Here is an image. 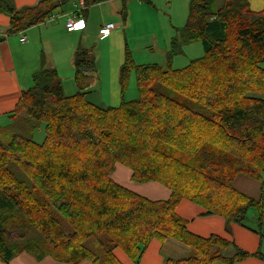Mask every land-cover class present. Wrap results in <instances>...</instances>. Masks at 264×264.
Wrapping results in <instances>:
<instances>
[{
    "label": "trees",
    "instance_id": "obj_1",
    "mask_svg": "<svg viewBox=\"0 0 264 264\" xmlns=\"http://www.w3.org/2000/svg\"><path fill=\"white\" fill-rule=\"evenodd\" d=\"M69 1L16 9L0 0V14L9 17L13 35L44 23ZM106 1L83 0V17ZM176 33L165 66L136 65L125 47L116 107L86 100L94 48L74 51L73 96H65L55 69L32 75V86L0 126V134L15 127L8 138L0 136L2 263L26 253L37 262L121 264L113 254L120 249L137 264L153 239H173L191 252L164 264H234L249 257L264 263L259 252L237 249L225 257L231 242L191 233L176 212L187 200L226 223L241 225L250 209L264 220V9L251 10L249 0H189ZM195 42L203 55L173 69L181 48ZM131 73L137 98L124 101ZM42 130L37 143L34 132ZM117 165L131 171L134 183L165 187L169 198L150 201L116 184ZM237 176L261 182L258 200L232 187Z\"/></svg>",
    "mask_w": 264,
    "mask_h": 264
},
{
    "label": "crops",
    "instance_id": "obj_2",
    "mask_svg": "<svg viewBox=\"0 0 264 264\" xmlns=\"http://www.w3.org/2000/svg\"><path fill=\"white\" fill-rule=\"evenodd\" d=\"M13 6L16 9H21L24 7H31L36 5L41 0H11ZM118 2V11L123 6V0H110L97 5H94L88 9V12L83 19L85 20V28L75 32L68 33L65 29V23L68 18L77 17V15L82 14L84 10L83 0H70L66 5H69V10L64 12L63 8L55 11L54 13H60L62 19L65 18V22L62 28L63 39L67 42V37L71 39V46L73 47V54L76 48H90L93 49L94 55V68L95 71L89 81L90 87L86 92V100L99 107H116L108 105L110 101L109 97V79L116 69L117 82L119 81V70L124 61V48L122 61L117 59L115 65H113V59L111 63L112 55L110 54V46L112 42L110 41L112 32L119 31L117 28L122 23L115 24V29L110 33V35L104 39L99 38V30L106 24H114L113 21L104 20L103 15V5L106 3ZM128 0H126L127 2ZM150 1V0H149ZM140 2V1H138ZM249 5L253 11H261L264 9V0H249ZM71 8V9H70ZM120 9V10H119ZM84 16V15H83ZM119 16V15H118ZM53 17V15L51 16ZM50 17V18H51ZM48 19L42 23L47 24ZM125 23V22H124ZM34 26L18 34L10 35L7 33L9 26V17L0 14V121H7V117L14 111L17 103L19 102L22 93L26 92L32 86V75L37 71L42 69H55L61 79V69L63 61L66 60L67 56L59 58L52 54L50 56L49 62L42 59L41 63H38V69L33 71V69L28 70L24 59L30 58L28 56L27 48H22L20 45L26 44L30 38L26 34L39 28L40 25ZM74 34H77L74 36ZM18 36V42L13 40L12 36ZM24 38V42L21 39ZM49 39V35H47ZM41 39V38H40ZM73 39V40H72ZM101 42V47L98 51V47L93 45V43ZM20 44V45H18ZM62 44V43H61ZM110 44V45H109ZM98 52V55H97ZM66 52L64 51V54ZM28 56V57H26ZM111 57V58H110ZM70 65L73 67V56L70 57ZM187 66V65H186ZM29 67V66H28ZM177 70V69H175ZM74 76V68H73ZM119 85V82H118ZM114 86V84H113ZM63 87V84H62ZM120 87V86H119ZM64 92V90H63ZM76 92V90H75ZM65 94V93H64ZM74 95V94H73ZM69 95V96H73ZM66 96V95H65ZM120 96V91H119ZM264 101V92L260 96ZM120 104V103H119ZM118 106V105H117ZM262 184L264 186V174L261 177ZM261 182L253 180L245 176H237L235 180L231 183L232 187L249 197L252 200H258L261 196L262 190ZM171 194V193H170ZM169 194V196H170ZM169 198V197H168ZM176 212L179 216L187 221V229L203 238H208L210 236H218L232 243V246L223 253L227 258L232 257L235 251L241 250L248 254H255L257 252L264 255V220L258 222L257 213L250 209L247 214V218L241 224H231L226 223L225 220L218 215H205V210L192 204L187 200H183L177 206ZM191 252L189 248L183 244L173 240L167 239L164 242H159L153 239L142 257L137 264H164L166 259H184L189 257ZM115 258L121 264H135L132 262L120 249H115L113 251ZM0 264H4L0 261ZM8 264H65L54 261L52 258L47 257L40 262H37L34 258L26 253H21L17 257L13 258ZM79 264H93L90 261H83ZM213 264H225L223 262H216ZM234 264H264L262 261L254 257H249L243 261Z\"/></svg>",
    "mask_w": 264,
    "mask_h": 264
},
{
    "label": "rangeland",
    "instance_id": "obj_3",
    "mask_svg": "<svg viewBox=\"0 0 264 264\" xmlns=\"http://www.w3.org/2000/svg\"><path fill=\"white\" fill-rule=\"evenodd\" d=\"M140 1V2H138ZM188 1L189 0H128L126 4L127 16L125 23L120 15L117 14L118 2L106 3L103 5L104 20L113 21L114 25L122 23L119 31H113L110 41V54L112 55L113 65L116 64L117 59L122 61L123 48H128L132 54L133 61L136 65H151L156 64L160 66L166 65V52L169 50L170 41L177 33L176 31L183 28L188 14ZM71 9V8H70ZM64 12L69 10V5L63 8ZM120 10V9H119ZM119 15V16H118ZM53 20L48 21L47 24H42L34 31L26 34L28 42L26 44H18L22 48L29 49L28 56L30 58L24 59L28 70L38 69V63L42 59L49 62L50 56L55 55L59 58L67 56L66 60L62 63L61 77L63 90L66 96L75 94V86L73 83V67L70 65V57L73 56L75 46H71V39L67 37V42L62 35V28L65 18L62 19L60 13H53ZM49 35V39L47 38ZM77 34H74V36ZM13 40L17 41L18 36H12ZM41 38V39H40ZM73 40V39H72ZM98 41V40H97ZM18 42V41H17ZM62 43V44H61ZM101 47V42L93 43ZM110 45V44H109ZM92 45H88L90 48ZM182 54L176 56L172 60L173 69H183L188 65L191 60L198 59L203 55V50L200 42H195L181 48ZM64 51L66 52L64 54ZM98 55V52H97ZM26 56V57H28ZM29 66V67H28ZM264 68V64L262 65ZM42 69V68H41ZM117 71L111 73L112 79H109V97L108 105L117 106L120 103L119 91L120 87L116 78ZM114 84V86H113ZM137 98V91L135 88L134 74L131 73L128 82L127 90L124 94V101H132ZM7 121H0V126L6 125ZM20 123V127L27 131L25 123ZM9 127V126H8ZM29 126L28 129H30ZM18 127L16 129H19ZM3 129V130H2ZM2 137L8 138L15 130V127L2 128ZM32 130L28 131L30 133ZM44 139L43 130L34 132V141L41 143ZM131 171L121 165H117L111 179L126 190L143 197L150 201H164L167 200L170 191L157 183L139 184L130 180ZM62 226L68 232L67 225L62 222ZM36 235H32L35 237ZM190 251V250H189ZM191 255V253L189 254ZM188 258V257H187ZM186 259V258H184ZM172 260V259H170ZM176 259L172 261H179Z\"/></svg>",
    "mask_w": 264,
    "mask_h": 264
},
{
    "label": "built area",
    "instance_id": "obj_4",
    "mask_svg": "<svg viewBox=\"0 0 264 264\" xmlns=\"http://www.w3.org/2000/svg\"><path fill=\"white\" fill-rule=\"evenodd\" d=\"M51 17L48 21L53 20ZM85 28V20L83 19V15H77V17L68 18L65 23V29L68 33L75 32L78 30H82ZM115 29L114 24H106L99 30V38L104 39L110 35V33ZM21 42H24V38L21 39Z\"/></svg>",
    "mask_w": 264,
    "mask_h": 264
}]
</instances>
